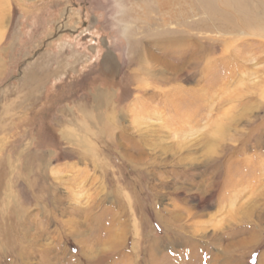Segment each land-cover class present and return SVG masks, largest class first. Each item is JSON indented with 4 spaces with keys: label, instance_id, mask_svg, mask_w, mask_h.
<instances>
[{
    "label": "rangeland",
    "instance_id": "obj_1",
    "mask_svg": "<svg viewBox=\"0 0 264 264\" xmlns=\"http://www.w3.org/2000/svg\"><path fill=\"white\" fill-rule=\"evenodd\" d=\"M139 1L0 0V264H264V25L168 48ZM85 41L117 59L108 131L55 145L23 72L61 42L68 83Z\"/></svg>",
    "mask_w": 264,
    "mask_h": 264
},
{
    "label": "crops",
    "instance_id": "obj_2",
    "mask_svg": "<svg viewBox=\"0 0 264 264\" xmlns=\"http://www.w3.org/2000/svg\"><path fill=\"white\" fill-rule=\"evenodd\" d=\"M52 43L53 46L49 47L52 53V57L48 59L51 60L49 64L41 68V64L30 61L31 66L27 68V72H23L22 111H33V106L39 105L41 101L42 107L50 105L52 99L55 111L51 119L44 110L38 115L37 127L42 130V134L45 131L50 134L55 145L100 143L95 138L100 139L104 129L108 131L111 93L117 91L114 80L117 59L102 43L85 41L82 43L83 47L79 46L81 49L75 46V53L68 58L70 72L66 83L62 80L61 42L59 45ZM39 58L32 57L36 61ZM40 60L44 58L41 57ZM58 106L62 107L57 108ZM106 135L108 136V132ZM48 141L44 140L45 143ZM79 158L89 159L85 155Z\"/></svg>",
    "mask_w": 264,
    "mask_h": 264
},
{
    "label": "bare ground",
    "instance_id": "obj_3",
    "mask_svg": "<svg viewBox=\"0 0 264 264\" xmlns=\"http://www.w3.org/2000/svg\"><path fill=\"white\" fill-rule=\"evenodd\" d=\"M138 6L144 12L143 17L150 12H155L160 16L161 23L149 20L148 24L178 26L172 29H161L154 34L155 38L164 41L168 48L170 45L174 46L175 42L183 45L182 41H186L184 33L194 27L208 31L214 30L223 35H234L235 33L247 34L262 24L264 25L263 16L255 12L250 0H140ZM196 16L200 18L196 21L188 20ZM195 44L198 49L192 59L185 62L186 64H196L201 59L200 43Z\"/></svg>",
    "mask_w": 264,
    "mask_h": 264
}]
</instances>
